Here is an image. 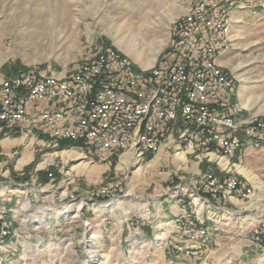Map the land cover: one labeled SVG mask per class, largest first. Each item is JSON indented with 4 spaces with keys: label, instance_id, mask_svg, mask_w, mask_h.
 I'll list each match as a JSON object with an SVG mask.
<instances>
[{
    "label": "rangeland",
    "instance_id": "obj_1",
    "mask_svg": "<svg viewBox=\"0 0 264 264\" xmlns=\"http://www.w3.org/2000/svg\"><path fill=\"white\" fill-rule=\"evenodd\" d=\"M194 1L0 0V78L2 80L11 79L20 71H31L36 75L48 74L56 77L65 73L64 78H68L72 73L76 74L75 72L88 66L101 51V48L112 50L121 58L126 59L134 73L148 74L143 70L147 71L149 68L159 65L161 59H166V52L174 45L176 30L185 21V17L189 16ZM230 1H233L234 6L236 5V0ZM254 3L257 4L256 8L242 14L239 22L232 24V28L229 27V30L232 29L228 34V37L232 35L230 37L232 47L230 48L226 43L219 58L224 71L231 78H235V80L232 79L236 83L235 94L228 100V109L232 114L236 113L237 117L245 119L247 124H244L243 127L247 125L249 127L258 122L264 123V0H254ZM126 5L135 6L132 9ZM45 9L47 11L44 12ZM51 11L53 14L48 17L49 19L61 20L56 23L53 31L45 30L43 35L39 34L37 39H29L23 34L22 29L25 28L29 31H37L34 28L31 29L29 23L31 22L36 27L41 23L40 19L46 17V13ZM164 12L172 13L168 14L173 16V19L162 29L156 25V21ZM122 24L126 27L119 31L118 39L122 40L129 34L135 35V45L142 52L144 60H151L155 56L150 67L142 68L134 62L133 58L124 51L123 46L118 45L117 40L108 31L109 28H116ZM140 24H143L144 28L138 30ZM242 93L249 99L250 109L241 105L240 95ZM257 110L260 112L255 114ZM171 134L172 141L165 152L169 153L171 157L173 156V159L168 157L167 161H161L157 169H149L144 173L143 182L136 183L137 188L140 186L143 188L137 190L132 197L127 196L126 192L133 172L139 165L141 168L147 167L154 159V155L143 157L138 165L130 164L125 170L118 168L121 158L119 160L116 156L110 160V165L107 163V165H102L106 166L108 170L102 176L100 175L101 177L93 176L87 180L84 177H77V173L73 169L76 164L84 162L82 157L81 159L74 158V160H63L56 157L53 163L43 169H38V165L53 153L73 150L81 154L79 149L68 145V143L62 141L59 143L49 138L50 141L46 140L42 146H34L32 149L33 160L19 169L17 162L19 164V161L28 155V153H24V146H15L10 151H5L0 147V183L7 180L17 185H28L38 194L32 209L36 215L42 216L41 221L36 224L37 235L41 239L36 246H28L21 254L23 264H90L93 257L96 259L94 264H100L101 256L88 252L91 248L96 251L92 241L93 230L90 229L87 233L82 234L80 230L75 229L72 232L73 238L69 240H64L65 236H61L65 232L64 230L72 224H80L79 217L75 218L71 212L67 215L59 214L65 211L64 205L73 204L72 212H74L79 205L82 209L83 205L90 206L95 201L105 202L112 199L123 203L134 197L151 199L154 196L167 195L176 187H189L195 196L210 199L223 211L232 213L229 214L234 234L232 236L234 242L232 253L222 256L221 250L229 245L226 240H221L220 243L212 245L213 254L207 261L204 260L203 254H200L199 259L195 261L196 264H212L214 256L217 259L215 262L218 264H264V234H258V231L256 233V230L264 228V224L261 225L264 222H261L264 220V213L261 214L257 209L249 208L254 203L261 207L259 210H264V200L254 198L257 191L243 176L237 174L236 166L230 165V170L222 171L217 166L218 163L210 160L209 155L205 152L199 154L198 157L196 154H189L190 163L187 168L183 169L186 166L176 162L173 155L174 150L177 151L179 148L177 145L179 133L172 130ZM167 140L168 137L164 138L162 143H167ZM253 159L257 163L256 166H248L247 161H244L246 164L238 163L237 165L246 166L264 184V153ZM106 160L100 161L103 163ZM197 162L199 164L195 167L194 164ZM65 188H68L69 191L65 199H53V190H66ZM231 198L243 202L241 205H236L232 203ZM49 211L50 213L54 212L55 221L53 223L45 220V214ZM70 218L73 219V222L69 223ZM254 219L259 222L253 224ZM56 226L58 227L57 237L47 240V232ZM193 227V222L185 223L182 226V232L188 240L194 241L206 234L204 227L196 229ZM83 235H85L87 248L82 244L84 240L81 237ZM127 239L119 256H115V259L121 261L117 262L118 264L123 262L124 264H188L178 257L184 256L187 259V257L196 255L189 248L182 247V249L180 247V255L174 254L178 259L168 260L164 259L161 253H156L158 251L155 247H153L155 251L150 250L152 253H149L148 247L144 245L137 248L139 251L135 253L136 246ZM246 241H254L258 248L247 258L240 255V245ZM215 248H218L217 251L214 250ZM117 249L119 250V246Z\"/></svg>",
    "mask_w": 264,
    "mask_h": 264
},
{
    "label": "built area",
    "instance_id": "obj_2",
    "mask_svg": "<svg viewBox=\"0 0 264 264\" xmlns=\"http://www.w3.org/2000/svg\"><path fill=\"white\" fill-rule=\"evenodd\" d=\"M230 0L209 3L196 0L195 15L185 17L176 30L174 45L161 59L158 75L132 83V76L118 68V59L101 48V61L89 73L72 82H32V89L17 93V100L0 97L1 123L27 129L42 128L46 133L70 144L79 141L85 149L113 156L130 135H144L148 154L155 138L167 124L182 121L192 131L191 150L218 148L229 156L232 139L264 138L259 132L236 134L228 122L224 92L229 79L213 65L215 53H221L222 16ZM209 56V63H199ZM46 103L49 109L29 116V107ZM93 160L96 157H90ZM100 159V160H104ZM264 234V228L257 230ZM1 238V236H0Z\"/></svg>",
    "mask_w": 264,
    "mask_h": 264
},
{
    "label": "crops",
    "instance_id": "obj_3",
    "mask_svg": "<svg viewBox=\"0 0 264 264\" xmlns=\"http://www.w3.org/2000/svg\"><path fill=\"white\" fill-rule=\"evenodd\" d=\"M256 6L257 4L254 3V0H236V5L231 10L232 12L230 13L228 19V31L224 39L230 48L232 47L230 44V37H232V35L228 37V34L232 29L229 30V27L232 28V24H237L242 14L251 12L253 8H256ZM221 55L222 51L221 53L217 54L216 63L222 68V70H224V67L220 65L221 61L219 58ZM233 80H235V78ZM1 81L2 78H0V82ZM235 89L236 86L234 82L233 92H224L226 108H228V100L235 94ZM47 109H49L48 104L40 103L34 108H31L30 106L28 114L29 116H32L41 110ZM228 115H235L234 117H237L236 113L232 114L230 110ZM186 127L187 124H183L182 121H177L174 124H167L162 130L161 135L157 137L158 139L156 138L158 140L156 146H153V149L152 147L150 148L152 149L150 150V153L148 154V148L143 149L141 161L143 160V157L147 155H154L153 160L156 158L158 159L157 165L154 168H151L154 170L160 166L162 160L167 161L168 157L173 159V156L171 157L169 153L165 151L168 150V147L172 141L170 137L172 135V130H176L179 133V142L177 144L179 148L177 150L178 152L174 150L173 155L178 153L185 154L187 164H185L186 167L183 169L187 168L190 163L188 158L189 154H196L198 157L199 154H203L204 152H201V150H191V146L180 138L181 131L183 129H188V127ZM22 129L24 128L21 124L9 127L0 122V147L5 151H10L15 146H24V153H28L32 156L29 162L24 164L27 165L33 160L32 149L34 146H42L44 142L49 139V134L46 133V129L44 127H32L31 129H27L26 132H24ZM239 134H245V132L241 131ZM166 137H168L167 143H162ZM20 138H23L22 143L14 142ZM30 140L34 141V145H32V148L28 150L26 149L25 151V146ZM70 144H76L77 146L75 148L79 149L81 154L73 150L64 151L78 153L81 155L82 161L92 166H102L107 164L110 165V160L116 157L115 153H113V156L108 155V157H105L104 159V152L93 151V153L89 149L86 150L83 145H79V142ZM213 149L214 148H205V152L211 151ZM24 153L22 157L24 156ZM122 153L123 152H121L118 156L119 160L122 157ZM262 153H264V142L258 138L253 137L250 139H238L237 147L232 150L231 156L225 157V159L230 165H233L234 167L238 166V163L243 165V163H245L244 161H247L248 166L253 167L257 165L253 158L259 154L262 155ZM90 157H96V159L93 160ZM161 157L163 158L161 159ZM100 159L107 160L102 163ZM198 164V162L195 163V167H197ZM21 167H18L17 162V168L19 169ZM107 170H105L103 173H105ZM77 177L84 176L77 175ZM142 188L143 186L136 188L132 194H128L126 192V195L128 194L127 196L132 197L134 196L133 194L137 192V190H141ZM65 189L67 190L68 188ZM60 191L62 190H53L52 195L57 194ZM68 194L69 191L67 190V195ZM67 195L64 197V199L67 197ZM37 196V191L28 185H17L12 181L7 180H4L0 183V224L6 225L10 230V235H8L0 243V264H23V261L20 257L21 254L25 252L28 246H36L39 243L41 238L39 235H37L36 224L37 222L41 221L40 219L42 216L36 215L32 209L34 207V203H36ZM230 200L236 205H241V202H243L238 201L235 198H231ZM73 206V204L64 205L65 211L63 213L60 212L59 214L67 215L70 214L69 212H71L74 215V212L77 209L72 212L74 210ZM78 207L81 208V205ZM225 214L228 215V218L227 215L225 217ZM229 214L232 213L223 211L220 207L214 205L210 199L195 196L189 187H176L167 193V195H158L152 197L151 199H141L134 197L133 199L123 203L111 199V201L105 202L95 201L94 203H91L90 206L83 205L82 209L78 210L77 216V218L79 217L80 219V224H72L64 230L65 232L61 236H65L64 240H69L70 238H73L72 232L75 231V229L80 230L82 234L87 233L90 229L93 230L94 233L92 234V237L94 239L92 238V241L95 245V248H93L96 250V255L101 256V261L99 260L100 264H118L117 262H121L118 261L119 259H115V256H119L120 250H122L124 242L127 238L129 242H133L134 246H136L135 249L139 247L141 248L143 247L141 245H144L148 247V252L152 253L155 251L153 248L155 247L158 251L156 253H161L164 259L177 260L180 258L181 260H184L185 263L196 264L195 261L199 259L198 256L200 254H203L204 260L207 261L209 256L213 254L212 245L220 243L221 240H226L227 244L229 245L224 247V250H221L222 256H227L232 253L234 246L232 236L234 234L232 233L233 224L232 220H230L231 215ZM45 220L53 223L55 221L54 212L50 213L49 211L46 213ZM256 221L259 222L257 219ZM263 221L264 220H261V222ZM70 222H73V219L70 218L69 223ZM188 222H193V228L195 229L204 227L206 234L200 236L197 240H188L184 232H182V226ZM263 224L264 222L261 225ZM57 228L58 227L56 226L53 230L47 232V240H53L57 237ZM84 236L85 235L81 237L82 240H84L82 244L85 245V248H87V243H85ZM246 242L240 245V255L247 258L250 253L258 250V248L254 241ZM118 243L119 250L117 249ZM180 247L185 249L189 248L196 255L193 257H187V259L184 256L177 258L174 254L180 255ZM217 249L218 248H215L214 250L217 251ZM150 250H152V252H150ZM138 251L139 250L137 249L135 253ZM215 261H217V259L214 256L212 264H218ZM120 264H124V262Z\"/></svg>",
    "mask_w": 264,
    "mask_h": 264
},
{
    "label": "bare ground",
    "instance_id": "obj_4",
    "mask_svg": "<svg viewBox=\"0 0 264 264\" xmlns=\"http://www.w3.org/2000/svg\"><path fill=\"white\" fill-rule=\"evenodd\" d=\"M205 1H209V3H216V0H205ZM134 6L133 5L127 6L126 5V7H129L132 9L134 8ZM233 6H234L233 1H229V9L225 10V14L222 16L223 40L225 39L224 37L227 35L226 33H227V28H228V19H229L230 13L232 12L231 10H232ZM45 11H47V9H45L44 12ZM168 13L169 12H164V14H162L160 17H158V20L156 21V25H158L159 28L164 29V27H166V25H168V23H170L172 21L173 16H169V14H172V13H169V14ZM195 13H196V2L194 3V5L191 8L189 16L195 15ZM52 14H53L52 11L46 13V17H42L40 19L41 23L38 24L36 27H34L32 25V23L30 22L29 23V25L31 26L30 28L31 29L34 28L37 31H35V32L29 31L25 28V29H22L23 34L28 36L29 39H37V38H39L40 35H43L45 30L46 31H51V30L53 31L55 29L56 23L60 22L61 20H54L53 18L49 19L48 17ZM183 22H185V21H183ZM123 27H126V25L122 24V25L117 26L116 28L111 27L108 29V31H110V33L112 34V37L115 40H117L116 43L118 45L123 46L124 51L126 53H128L133 58L134 62L138 63L142 68L150 67L154 62L155 56H153L151 58V60H146V59L144 60V58L142 56V52L139 51V48L136 47L137 45H135V35L129 34L127 36H124L122 40L118 39V37H119L118 33H119V31L123 30ZM141 28L142 29L144 28L143 24H140L138 26V30H140ZM179 28H181V25H179ZM107 51L109 53V56H114L116 59H118V68H121L128 75L132 76V83H139V80H150V79H152L158 75V67L161 66V63L157 66L155 65L154 67L149 68V70H147V71L143 70V71L147 72L148 74H145V75L137 74V73H134L129 62L126 59L121 58L117 53L113 52L112 50H107ZM100 52L94 57L93 60H91V62L89 63L88 66H86L82 70H79L78 72H75L76 74H73V73H72V75L70 74L71 76H68V78H64L65 73L56 77V76H52V75H48V74L47 75L46 74L36 75V74H33V72H31V71H20V72H18V74L15 77L8 79V80H2L0 82V97H6V88L7 87L9 88L10 92H14V93H8V100H17V93H24V92L30 91L32 89V82L21 83L18 81V77H21V75H24V80H30V81H37L38 80L40 82H49V80H53V81H59V82H72L76 77H83L86 73H89V71L92 69V67L96 63L101 61V53ZM217 54L218 53H215V57H213V65H215V67L218 68L219 73H221V79H229L231 81V82H228L226 84V92H233L234 81L216 63L217 62L216 61L217 60V58H216ZM199 63H209V56H199ZM240 102L244 108H247V109L251 108L249 99H247L243 93L240 95ZM259 112H260V110H257V112L255 114H258ZM234 116L228 115V122H229V126H230L231 130L234 131L236 134H239L241 131H243L245 133H246V131H255V132H259L260 135L264 136V123L263 122H258V123L253 124V125L251 124L249 127H248V125L246 127H243L244 124H247V122H245V119H242V118L239 119L238 117H234ZM0 122H1V113H0ZM175 122H177V121H174V123ZM49 138H51L52 140H54L56 142L57 141L58 142L63 141V140H59V137H54V135H50V134H49ZM181 138L183 141L187 142L188 145L191 146L192 131L189 129H183L182 133H181ZM255 138H258L259 140L264 142V138H261V137H255ZM157 139L155 138L151 147L156 146V143H158ZM7 142H9V141H7ZM14 142L22 143L23 138H20L19 141H14ZM33 142H34L33 140H30L28 142L26 148L30 149L33 145ZM74 142H79V141H72L71 143H74ZM4 144H6V143H4ZM9 144H11V143H9ZM237 145H238V139H232V146L233 147H231V151L229 152V156H227V157L231 156L232 150L235 149L237 147ZM144 148H148L147 143L144 142V135H142V134L130 135V142H127V143L121 145V147L118 148V150L115 152V156H117V157L119 156V154L121 152H123L118 168L121 170L122 169L125 170L128 168V166L130 164L138 165V163H139V161L143 155L142 151ZM89 150H91L92 152L96 151L94 149H89ZM205 154L209 155L210 160L216 161L218 163V166L222 170L227 171V170L231 169L230 164L225 159L226 155L224 153L220 154V150L218 148H214L211 151H206ZM185 156H186L185 154H181V153L175 154L174 160L176 162L182 164V165H185V164H187V160H186ZM31 157L32 156L30 154H28L27 156H24L19 161L18 166L21 167L26 162H29ZM56 157H60L63 160H65V159H73L74 160V158L81 159V155H79L75 152H66V151L58 152V153L56 152V153H53V154L47 156L45 158V160L38 165V169L44 168V167L50 165L51 163L54 162V159ZM157 160L158 159L156 158L155 160L150 162V164H148V166L145 168H141V165H139L140 167H136L135 171L132 174L130 182L127 186V193L128 194H132L133 191L135 190V188H137L136 187L137 182H143L144 173H146L149 169L154 168L157 165ZM142 166H144V165H142ZM73 169L76 171L77 175H82L85 178H87V180H90L91 177H93V176L99 177L105 170H107V167L106 166H92L86 162H80V163L76 164L75 166H73ZM235 171L237 172V174L242 175L243 178H245L253 186L254 190L257 191L256 196L253 195L254 198L256 197V199H258V200L259 199L264 200V184L262 182H260L259 177L256 176L246 166H241V165L239 166L238 165L235 167ZM231 186H233V185H231ZM54 195H55V197L52 196L53 199L61 200L67 195V192H66V190H62V191H60ZM249 208L250 209L251 208L257 209L261 214L264 213V210H259L261 207L255 205L254 203H252ZM79 209H80V207H77V210L74 212L75 218L78 216V210ZM252 222L254 224L257 221H256V219H254ZM256 233H257V230H256ZM9 234H10V231H9L8 227L6 225L0 224V236H1L0 241L3 240ZM91 244H92V242H91ZM88 252H89V254L96 253V251L92 250V248ZM94 260H96V259L93 257L90 264H94Z\"/></svg>",
    "mask_w": 264,
    "mask_h": 264
},
{
    "label": "trees",
    "instance_id": "obj_5",
    "mask_svg": "<svg viewBox=\"0 0 264 264\" xmlns=\"http://www.w3.org/2000/svg\"><path fill=\"white\" fill-rule=\"evenodd\" d=\"M69 145V144H68ZM71 146H74V147H76L77 145L76 144H70Z\"/></svg>",
    "mask_w": 264,
    "mask_h": 264
}]
</instances>
